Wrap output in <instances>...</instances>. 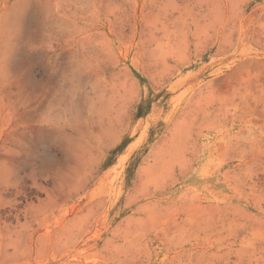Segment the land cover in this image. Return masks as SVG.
Listing matches in <instances>:
<instances>
[{"label": "rangeland", "instance_id": "374dc122", "mask_svg": "<svg viewBox=\"0 0 264 264\" xmlns=\"http://www.w3.org/2000/svg\"><path fill=\"white\" fill-rule=\"evenodd\" d=\"M0 264H264V0H0Z\"/></svg>", "mask_w": 264, "mask_h": 264}]
</instances>
